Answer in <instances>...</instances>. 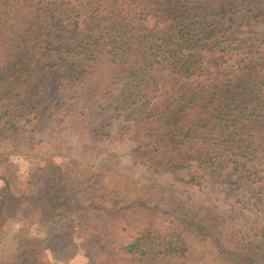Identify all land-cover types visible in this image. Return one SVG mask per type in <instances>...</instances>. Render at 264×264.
<instances>
[{"label": "rangeland", "instance_id": "1", "mask_svg": "<svg viewBox=\"0 0 264 264\" xmlns=\"http://www.w3.org/2000/svg\"><path fill=\"white\" fill-rule=\"evenodd\" d=\"M63 1L49 0V5L54 8ZM38 2L48 6L40 0H20L11 5L1 30L2 60L10 43L8 31L12 28L20 36L9 51L13 56L11 72L25 47L34 45L37 38L35 54H31L35 57L33 65L39 61L47 68L25 74L23 82L5 89L12 97L0 98V194L9 182L22 198L48 197L50 203L42 207L58 211H50L52 215L45 219H28L17 212L12 220H0V261L18 253L25 223L42 246L44 254L38 264H90L86 251L99 243L95 238H85L89 232L109 230L123 244L130 233L124 228H129L130 218L139 213L142 217L156 213L154 230L165 233L173 222V227L187 225L191 214L198 212L201 221L205 216L209 218L205 223L216 221L202 229L214 240L206 235L205 241L193 239L194 248L206 250L202 264H264V164L242 161L244 156H232L233 150L230 155L225 152L213 158L203 171L198 162L212 151L204 144L192 142L179 155L153 150L134 125L131 111L113 107V99L124 85L117 74L97 70L90 79L89 72L96 67L81 60V50H44L42 41L48 39V30L42 29L46 22L35 14ZM73 2L82 10L90 1ZM221 4H206L210 13L216 14L212 20L220 25L216 35L219 48L203 53L202 70L192 80L167 72L161 79L163 87L177 85L184 90L192 83L236 81L248 67L264 74V0L260 12L240 5L223 15ZM43 13L49 14L47 9ZM145 20L126 24L141 32V24L156 32L165 26L151 16ZM48 43L75 48L65 30L55 31ZM62 61L75 68L61 67ZM190 95L186 93L187 98ZM179 107L175 104L167 112L170 120L177 118ZM183 163L189 168L174 174L172 165ZM194 172L203 176L200 186L187 182ZM44 173L48 175L42 178ZM49 176L55 183L61 180L52 190L48 180L43 182ZM137 227L130 224L129 229Z\"/></svg>", "mask_w": 264, "mask_h": 264}, {"label": "trees", "instance_id": "2", "mask_svg": "<svg viewBox=\"0 0 264 264\" xmlns=\"http://www.w3.org/2000/svg\"><path fill=\"white\" fill-rule=\"evenodd\" d=\"M19 1L0 0V36L3 35L1 30L5 29L4 20L10 15L11 5ZM87 1L90 2L82 10L73 0H64L54 8L50 7L49 0H40L48 6L38 2L35 14L39 20L46 22L42 27L48 30L46 37L49 39L55 31L65 30L75 43V48L56 47L47 39L42 41L46 52L71 53L81 50V60L92 62L96 67L88 71L90 79L97 70H105V75L117 74L124 85L115 95L113 103L116 106L113 107L131 111L130 116L135 118L134 125L148 138L153 150L179 155L192 142L204 144L212 151L198 162L203 171L210 167L213 158L223 156L225 152L230 155L233 150L232 156H244L242 161L264 164V74L258 73L255 67H248L243 77L236 81L226 79L225 82L192 83L184 90L178 89L177 85L163 87L164 82H161L167 72L192 80L202 70L203 53L219 48L216 35L220 25L212 20L216 14L210 13L207 3L210 6L214 2H222L221 13L226 15L240 5H248L250 11L260 12L263 9L262 0ZM43 9H47L49 14L45 15ZM149 16L165 26L156 32L148 31L141 24V32L126 24L146 21ZM8 33L10 43L4 54L5 59L2 60L0 56V98L12 97L10 92L5 93V89L23 82L25 74L37 70L45 72L47 68L39 61L33 65L35 57L31 54H35L37 38L34 45L25 47L22 58L14 64L11 72L9 67L13 56L9 51L16 37L18 39L20 36L12 28ZM53 67L49 65V68ZM61 67L67 70L75 68L64 61ZM74 71L77 72V68ZM186 93H191L189 98ZM111 96H114V92ZM175 104L180 105L178 115L175 120H170L167 112ZM242 161L237 160L236 163L244 164ZM186 168L189 166L184 163L180 166L175 164L171 170L176 174ZM47 175L44 173L42 178ZM202 178V175L194 172L187 182L200 186ZM47 180L50 188H55L61 181L55 183V178L49 176L43 182L47 184ZM9 184L6 183L7 189L0 194V220H12L17 212H23L28 219H45L52 215L50 211H55L52 207H42V204L50 203L48 197L26 200V197L17 195ZM24 201L27 204L25 207ZM191 215L187 225L173 227V222L170 230L163 233L154 230L156 213L146 217L139 213L138 217L130 218L129 228L130 224L140 227L133 230L125 227L130 233L128 242L123 244L109 230L89 232L85 238H95L99 243L94 250L86 251L90 264H188V261L202 264V254L206 250L194 248L193 239L199 237V240L205 241L206 235L210 241L214 240L209 232L203 233L202 229L216 221L213 219L205 223L209 218L205 216L206 219L201 221L198 212ZM23 227L18 253L8 260H1L0 264H38L40 261L44 254L42 246L26 223ZM222 250V247H218L219 253ZM213 261L215 263L217 259Z\"/></svg>", "mask_w": 264, "mask_h": 264}]
</instances>
